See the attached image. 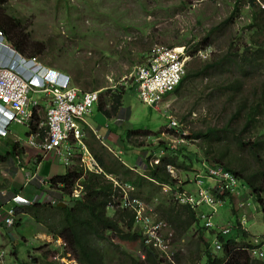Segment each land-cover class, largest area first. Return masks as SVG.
<instances>
[{"label": "clouds", "instance_id": "obj_1", "mask_svg": "<svg viewBox=\"0 0 264 264\" xmlns=\"http://www.w3.org/2000/svg\"><path fill=\"white\" fill-rule=\"evenodd\" d=\"M254 1L258 7L263 10L264 14V2L261 0ZM150 2L154 3L157 7L161 4L159 0H146L141 3L144 12H146L149 8ZM118 8L120 11H113V14L123 12L126 9L124 3H120ZM251 15L252 12L248 0H237L235 7L231 9L230 15L227 18L222 21L214 22L201 37L190 39L188 44H185L186 42H184V39L188 36L189 32L184 29L180 30V38L169 45H162L160 43L152 44V46H150L145 53L140 55L139 61L132 67L130 76L131 79L127 77L121 78L120 80L117 79L115 84L111 85L112 90L111 88H107V90H110V95L107 98L100 95L102 88L97 89L96 87H92L88 90L81 89L72 81V78L68 73L43 63L38 58V55L42 53L43 49L40 53L35 55L21 53L9 41L3 30L0 29L3 34L2 38L0 37V68H6L12 71L24 82L30 85V89L27 91V103L24 107L27 116L25 115L21 122L13 119V109H11L6 102L0 99V137L4 138L5 141L12 140L15 144L14 146L16 147L12 150L13 157L14 155L18 156V153H21L24 148L35 152L34 157L32 158L35 163L32 164L30 168H27L24 173V182L19 189H5L3 187L6 186H2V182H0V264H8L7 260L9 259V261H11V254L15 256L14 259L17 264L19 259H23L20 256V249L18 246V256L17 253H13L11 250L13 242L8 238L6 229L3 231L1 227L2 224L9 228L14 225V213L16 206L29 205L39 200L57 206H66L68 204L66 200L55 196L56 193L53 194L49 185L53 176L64 174L66 167L70 166L72 163V159L75 158V162H79V165L84 171L90 170L94 172H101V167L94 157V154L98 153L100 149H104L111 158L118 159L129 167L132 166L127 159L122 160L121 156L122 153L124 154V158L127 156V145H120V134L122 133L123 128L125 129L123 125L124 123L129 124L130 128L133 116L129 108L121 107V105H123V94L127 84H132L134 86L137 99L141 103L157 108L161 102H164V108L169 110L166 115L167 121L161 128V130H164H160L161 132L159 133V131H156L157 129H155V134H158L157 136H159L160 139L153 144L163 141L173 147L180 142L177 143V141H173L172 139L164 138L162 135L166 133L168 134L169 131H175L177 133L181 131V136L178 135V138L176 139L184 140L183 135H185L187 138H192V141H194L193 144L196 145L195 140L198 138L199 148L203 149V153L206 155H204L205 157L202 158L201 161L197 159L200 166L199 169L195 168L196 165H193L192 168H184L182 166H178L179 164H166L167 172L172 178H174L175 183L173 185L170 183L157 184L158 197L167 195L170 197V200L177 204H188L193 209L195 216L199 214L196 212V209L200 206L209 207L207 213L218 216L222 212L218 207L221 204L220 196H226L228 194V197H230L234 207L231 208L230 206L225 209L227 222L225 224H220V228L213 233V235L218 236V234H220L223 236L227 233L225 230L220 231V229L226 225L231 227H235L237 225L236 227H239L244 231L247 230L249 234L248 240H251L252 244L255 243V245H258L257 247L250 249L245 247V251L249 256L264 261V251L262 250V246L264 245V195L261 196V199L263 200L262 202L255 199L254 193L251 191L249 192L250 199L245 197L246 201L252 205L254 217L256 215L259 216L258 221L254 220L253 217V219H248L246 222L236 220L232 224L229 221V213L226 210L229 209L234 211L237 210V207L240 208L241 202H238L237 200H239L241 195L244 196L246 193L241 189L242 186L239 187V176H235L223 166L214 167L209 163L213 160L214 156H217L219 148H223L228 151L227 148H224V142L229 141L230 143H234V147L238 150V152L242 151L246 156L251 152L248 151L247 148L253 149V152H255L259 160H249L253 164L257 163V167L255 169L262 172V175L264 173V143L259 141L254 142L259 137L264 138V116H256L252 121H247L244 115L247 108L240 109L241 105L246 102V99L244 100L239 98V101L236 99L241 89L245 87V80L247 78H259L264 76V59L260 65L252 68L250 66V58H242L243 50H245L246 47L249 49L251 48L248 42L249 30L247 27L250 22ZM108 17H110V13L105 18L108 26L106 28L110 31L115 28H119L121 39H127L133 35V30H140L142 27V25L140 23H136L135 19L132 17L127 19V23H122L123 27H120V25L117 27L114 23L116 19L109 22ZM230 18H238L240 21H237V30L233 40L226 45L228 46L227 51L224 54H221V52L210 50V46H213L215 36L222 32ZM257 34V40L259 41L261 38V42L264 38V34L263 32ZM254 36L252 32L249 39ZM242 38L243 41H239ZM119 42L120 41H114L110 43L115 47ZM34 47L36 49L42 48L41 46ZM106 48L109 49L108 47ZM109 50L115 49L110 48ZM115 54L116 52L114 54H112V52L110 54L107 52L103 55L110 57ZM228 72H233V75L225 77L222 76L223 73ZM49 77L53 78L54 81L59 84L65 82V85L68 87L77 88L79 96L83 95L85 92H96L97 98L93 101L89 110L84 113L83 118L81 120H77L80 136L75 138L72 134H68L61 140L60 144L56 148L46 151L42 147V143L45 142L47 137L48 126L46 124V112L50 106V102L48 98L49 96L41 91V88L44 86V83ZM196 79H199L200 81L202 79L206 80V83L203 85V89L208 88V91L205 95L202 93L201 85L195 82ZM197 87H199V89L195 92ZM183 89L186 92L191 90L190 94H195V97L191 102V106L205 105L206 114L203 116L198 115L199 118L197 119L199 121V125L202 124V129L194 131L193 128L196 126L194 125L196 120H193L190 117V109L185 113L179 112L178 114H171L173 109L167 108L171 107L169 96L179 95L180 91ZM31 91L41 93L43 95L42 98L36 97L33 100H29L28 93ZM262 93V91H258L256 96H259ZM44 101L46 103L45 106L42 105ZM253 101L251 99L246 103H252ZM95 105H97L98 109L101 106L102 108L110 111L109 116L104 115L105 122L108 118L115 120L118 127L121 128L118 129V133L111 129L108 122L101 124H95L94 121H92L93 124L87 122L85 117H91ZM112 105L115 106L114 111L112 110ZM233 106H235L234 109L232 108ZM125 110L128 112L126 113ZM41 111L44 112V118L41 117ZM239 111L240 114L236 115ZM228 112H230L229 116ZM126 114H128L127 118L125 116ZM262 114H264V111ZM12 121L23 124L27 127L28 132L26 134V141H21L20 137L16 138L10 136L8 126ZM235 121H239L241 125L236 127ZM230 122L234 125L233 128L229 126ZM91 124H95V128ZM99 128H102L109 133H116L118 136L117 141L119 142L118 147H116L114 142L110 140L109 137L107 138L106 135H102L100 133L98 134ZM132 130L133 132H145L148 138H150V134L154 132L139 129ZM206 130L217 133L218 137L215 139L208 137V133L203 134ZM260 130H262V132H259ZM187 132L190 134H186ZM220 139H224V142L219 143L217 147V141ZM192 147H194V145H192ZM145 148L146 147H143L142 144L137 145V147L128 146V150L132 149L131 152H129V155L132 154V156H135V161H138L139 158L143 156V153L141 152H143ZM10 150L6 152H9ZM6 152L4 154L0 153L5 156V159ZM194 152H196V150H194ZM12 153L9 157H12ZM150 154L153 155L152 158H149ZM150 154L148 155L149 164H158L160 162L159 157L162 153L159 152L155 154L152 152ZM50 161L61 163L64 167V172L62 174L50 173L49 177L47 172H43V169ZM249 168L244 167L240 170V172L243 174L247 170L248 173L253 169L251 166ZM114 182L117 183L116 181ZM30 184H35L39 189L30 187L27 191H24V189L30 186ZM43 184L46 185L45 187H47V189H42ZM124 188L126 190L133 189L127 185H124ZM41 189L43 191H41ZM78 195L79 190L73 189L72 196L76 197ZM236 197L238 199H236ZM48 198L50 199L48 200ZM60 203H63L64 205H59ZM130 203H136V207L133 206L132 208L138 215L142 216V214H144L146 216V225L142 232L145 236L144 242L152 245L159 252V257L163 258V260L169 262L170 264H199L197 262L191 263L185 258L181 261L182 257L177 251L178 248L189 245L193 234L190 237L182 239L177 238V240H175L173 229L165 225L166 221L160 219L162 221L160 222L153 221L151 219L153 216H156L152 205L143 202L140 207V204L133 198L128 200L127 204ZM112 207H114L113 204ZM9 209H12L11 214L9 213ZM7 217L11 219L10 223L6 221L5 218ZM30 223V226L32 227V220H29L28 224ZM257 224L260 226L258 227ZM203 225L207 228L212 226V223L206 222ZM54 238H57L56 242L59 247H62L65 251L71 253V251L67 249L62 238ZM194 239H196V237H194ZM34 241L37 243L36 240ZM39 245L40 244L37 243V246ZM210 246L216 250L219 249L218 240L213 239ZM35 247H32L29 252H26L27 255L24 257L25 260H29L32 255H39V251ZM33 248H35V250ZM182 251L184 253L187 250L185 251L183 248ZM138 252L139 254H136L142 257L143 254L140 250ZM46 255L49 261L59 264L54 257H51V255L49 256L48 252ZM174 255H178L180 257L179 262L175 260ZM27 256H29V258ZM64 257L65 256L61 257L62 263L69 264L70 262L78 264L72 253L66 257V261ZM68 260L69 262H67Z\"/></svg>", "mask_w": 264, "mask_h": 264}, {"label": "trees", "instance_id": "obj_2", "mask_svg": "<svg viewBox=\"0 0 264 264\" xmlns=\"http://www.w3.org/2000/svg\"><path fill=\"white\" fill-rule=\"evenodd\" d=\"M8 1L0 0V29L21 53L27 55L40 53L43 46L38 49L34 47L28 34L24 32L22 20L15 15L6 13ZM261 1L264 2V0ZM248 2L252 12L247 25L248 42L251 48L246 47L243 50L242 58H250V66L255 68L264 59V38L261 42L260 40L252 42V38L249 39V37L252 32L253 36L261 32L264 34V14L254 0H248ZM102 18L101 25L104 26L102 32H106V27H108L106 16L103 15ZM120 27L123 25L120 24ZM83 40L89 45L92 43L86 36ZM100 51L103 54L111 53L107 49H100ZM76 81L79 85L84 83L80 82L78 78ZM252 101V103L244 102L240 107V109L247 108L244 114L247 121H252L256 116H264L262 114L264 93L255 96ZM112 110H115L114 105H112ZM99 111L105 116L110 115V111L101 106ZM239 114L240 111L236 113V115ZM206 133L210 138L218 137L217 133L210 130H206L203 134ZM133 134L137 135L138 132L126 130L125 135L120 134V141H128L126 159L132 164L130 166L132 168L118 159L111 158L104 149H100L98 153L94 154V157L101 167V172L84 171L74 158L70 166L66 167L64 174L51 178L49 187L53 194L56 193L55 196L66 200V202L72 201V206H57L40 200L29 205L16 206L14 225L10 228L4 224L1 226L3 231L6 229L8 238L13 242H11L13 253H17L16 245L18 246L21 240L25 239L24 233H22L23 227L28 225L29 220H32L33 225L40 223L45 226L46 224L49 234L62 238L78 264H170L159 257V252L152 245L144 242L145 236L142 232L146 225V216L144 214L140 216L135 212L132 207H136V203L127 204L128 200L133 198L140 204V207L143 202L152 205L156 216L151 219L160 222H162L160 219L166 221L165 225L173 229L175 240L187 238L193 234L189 245L184 248L188 252V259L191 263L264 264L263 260L253 258L245 251V247L250 249L258 245L252 244V241L248 240L247 230L244 231L236 227L237 225L235 227L226 225L220 231L225 230L227 233L223 236L213 235L220 228V224L227 222L225 209L230 206L234 207L228 194L220 196L221 204L218 207L222 212L218 216L208 214L209 207L207 206L198 207L196 212L199 214L195 216L193 209L188 204H177L167 195L158 197L157 184L170 183L173 185L175 183L174 178L167 172L166 164H179L178 166L184 168H192L195 163L199 164L192 146L190 148L187 143L180 142L171 147L163 141L158 142L149 145L150 149L145 153L142 152L143 156L135 161V156L130 157L129 155L132 149L128 150V146L137 147L136 142L134 143L131 138ZM256 141L264 143V138L259 137L254 142ZM247 150L251 152L246 156L242 151L232 153L219 148L217 156H214L209 163L214 167L223 166L235 176H239L241 189L253 192L255 199L262 202L264 173L262 175V172L255 169L257 163L253 164L249 160H259L253 149L247 148ZM152 152L162 153L158 164H149L148 155ZM10 154L11 152H6V157ZM4 160L5 156L0 154V161ZM250 166L253 168L250 172L247 173V170L243 174L240 172L242 168ZM124 185L133 189L126 190ZM73 189L79 190L78 196H72ZM206 222H211L212 226L205 228L203 224ZM114 239L125 241V243L138 241L139 250L143 256L124 249L118 243L113 242ZM213 239H217L219 242L217 250L210 246ZM35 245L37 246V243ZM44 247L43 245L35 247L39 251V255H32L33 258L30 257L29 260L19 259L18 264H58L48 260ZM35 248L33 249L35 250ZM174 258L177 262L180 261L178 255H174Z\"/></svg>", "mask_w": 264, "mask_h": 264}, {"label": "rangeland", "instance_id": "obj_3", "mask_svg": "<svg viewBox=\"0 0 264 264\" xmlns=\"http://www.w3.org/2000/svg\"><path fill=\"white\" fill-rule=\"evenodd\" d=\"M144 1L146 0H9L6 13L8 12L7 14L9 15H15L22 20L24 32L28 34L34 46H43L42 53L38 55V58L43 63L68 73L72 81L81 89L88 90L92 87H96L97 89L102 88L100 95L107 98L110 95V90H107V88H111L112 90L111 85H114L117 79L120 80L125 77L130 78L132 67L139 61L140 55L145 53L152 44L160 43L162 45H169L180 38V30L182 29L189 32L188 36L184 39V42H186L185 44H188L190 39L201 37L214 22L222 21L227 18L230 15L231 9L235 7L237 3V0H159L161 3L159 7L150 2L149 8L144 12L141 6V3ZM119 2L124 3L126 9L123 12L113 14V11H120L118 8V5H120ZM109 13V22L116 19L114 23L117 27L123 22L127 23V19L130 17L134 18L135 22L140 23L142 27L140 30H133V35L127 39H121L119 28H115L112 31L106 28V32H102V28L104 27L101 25L103 23L102 16H107ZM237 21L240 20H238V18H230L227 21L222 32L215 36L213 46H210V50L221 52V54L227 51L228 46L226 45L233 40L236 34ZM85 36L92 42L91 45L83 40ZM257 38L258 34L252 37V42H256ZM114 41L120 42L114 47L110 43ZM239 41H243V38ZM99 43H101V46H99ZM106 47L115 50H109ZM100 49H107L111 51L112 54L115 52L116 54L106 57L101 53ZM232 75L233 72L222 74L223 77ZM76 78L84 83L79 85ZM195 82L201 85L202 93L205 95L208 91V88L203 89L206 80L202 79L200 81L196 79ZM198 89L199 87L195 89V92L198 91ZM258 91L264 93V76L259 78H247L245 80V87L241 89L236 99L242 98L244 100L246 99V102H249L251 99L255 98ZM190 93L191 90L186 92L183 89L180 91L179 95H170L169 101L171 107L167 108L173 109L171 114H178L179 112L185 113L190 109V117L196 120L194 123L196 126L193 129L197 131L198 129H202V124L199 125V121L197 120L199 118L198 115H205L206 108L205 105L191 106L195 94ZM42 96L41 93L33 91L28 93L29 100H33L36 97L42 98ZM122 102L123 105H121V107L129 108L133 115L131 127L129 128V124L124 123L123 127H125V129L129 131L132 129L154 131L150 134V138L147 137L145 132H138L137 135L133 134L131 136L134 143L136 142V145L142 144L143 147L147 148L143 151L145 153L150 149L148 147L149 145H152L160 139L159 136H157L158 134H155V129H157L156 131H159V133L164 130H161V128L167 121L166 115L169 110L164 108V102H161L157 108L141 103L137 99L135 88L132 84H127ZM234 107L235 106L232 108L234 109ZM126 110L125 112L127 113L128 111ZM92 112L99 113L104 119L103 123L105 122V117L99 111L97 105L94 106ZM40 113L41 117L44 118V112L41 111ZM229 115L230 112H228V116ZM125 116L127 118L128 114ZM85 118L88 123L93 124L92 121L94 120L92 117ZM235 122L236 127L241 125L239 121ZM121 123L123 124L122 121ZM15 126L17 127L16 131L21 141H26L27 127L12 121L8 126L11 135L14 134ZM229 126L231 128L234 127L231 122ZM125 129L123 128L121 134L125 135ZM181 134V131L179 133L169 131L168 134L166 133L162 135V137L172 139L173 141H177V143L185 142L190 148L194 145L193 149L196 150V158L201 161L206 155L203 153V149L199 148V139L197 138V140H195L196 145L193 144L194 141H192V138H187L185 135H183L184 140L176 139L178 138L177 136H181ZM186 134L190 133L187 132ZM222 142H224V139L217 141V147L219 143ZM121 144L127 145L128 141H121L120 145ZM7 146L10 147L7 142L4 145V138L0 137V152L5 153L7 151L5 150ZM224 148H227L229 152L238 153V150L234 147V143H230L229 141L224 142ZM121 156L122 160H126L123 153ZM130 157H132V154H130ZM152 157L153 155L150 154L149 158ZM195 165V168H200L199 164L197 165L195 163ZM57 166H59L60 171L64 169L61 163H58ZM45 186L46 185L43 184L42 189H47ZM30 187L39 189L35 184H30L24 191H27ZM239 187H241V185H239ZM42 189L41 191H43ZM245 193L244 196L241 195L239 200H237L241 202L240 208L237 207V210L234 211L229 209L226 210L229 213V221L232 224L236 220L246 222L248 219L250 220L254 217L252 205L248 203L245 198L247 197L250 199L249 191H245ZM50 198H48V200ZM236 199L238 198L236 197ZM67 205L72 206V201H69ZM254 220L258 221L259 216L256 215ZM257 226L259 227L260 225L257 224ZM22 231L25 239L21 240L18 247L20 249V256L23 259H25L24 257L27 255L26 252H29L32 247L36 246L34 240L40 245L45 246L44 250L49 253V256L51 255V257H54L59 264H64L61 262L62 256H65L64 258L66 261V257L71 254L62 247H59L56 242L57 238L49 234L46 224L43 226L40 223H36V225L32 227L26 225L23 227ZM12 233H14V231H12ZM114 240L113 242L118 243L124 249L139 254L138 241L125 243V241L118 239ZM183 248L185 247L177 249L182 257L181 261L183 258L188 259V252L185 250L186 252L183 253ZM262 250L264 251V245L262 246ZM14 257L15 256L11 254V261H9V259L7 260L8 264H17ZM27 257L29 258V256ZM67 262H69V260ZM69 264L73 263L69 262Z\"/></svg>", "mask_w": 264, "mask_h": 264}, {"label": "built area", "instance_id": "obj_4", "mask_svg": "<svg viewBox=\"0 0 264 264\" xmlns=\"http://www.w3.org/2000/svg\"><path fill=\"white\" fill-rule=\"evenodd\" d=\"M2 35L0 31L1 38ZM29 89L30 85L18 75L6 68H0V99L13 109V119L18 122H21L26 115L24 107ZM41 91L49 96L50 102L46 112L47 137L42 147L50 151L56 148L68 134H72L75 138L80 136L77 120L83 118L97 95L96 92H85L79 96L77 88L68 87L65 82L59 84L50 77L47 78ZM9 213H12V209H9ZM5 219L8 223L11 222L10 218Z\"/></svg>", "mask_w": 264, "mask_h": 264}, {"label": "crops", "instance_id": "obj_5", "mask_svg": "<svg viewBox=\"0 0 264 264\" xmlns=\"http://www.w3.org/2000/svg\"><path fill=\"white\" fill-rule=\"evenodd\" d=\"M42 105H46L45 101L43 102ZM92 119L94 120L95 124H101L103 123L104 119L103 117H101L99 115V113H93L91 115ZM106 122L109 123V126L111 127L112 130H115L116 133H118V129H120L118 127V124L115 120H112L111 118H108L106 120ZM95 124L92 125L95 128ZM16 126H15V130H14V134H10V136L12 137H16L19 138V134L16 131ZM27 129V128H26ZM28 132V129L26 130V134ZM102 134V135H106L107 138L109 137L110 140H112L114 142V144L116 145V147H118L119 142L117 141V134L116 133H109L106 132L105 130H103L102 128L98 129V134ZM10 145V147H6L5 150H10L9 152L12 153V150L15 144L13 143L12 140H8L5 141L4 140V145L6 144ZM10 148V149H9ZM1 154H4L2 152H0ZM35 152L33 150H28L26 148H24V150H22L21 153H18V156L14 155L13 157V153H12V157L7 156L6 159L2 162H0V182L2 181V186H6L3 187L5 189H19L22 185V183L24 182V173L26 172L27 168H30L32 166V164L35 163V161L32 159L34 157ZM58 163L57 162H53L50 161L49 163H47V165L44 166L43 172H47L48 176L50 175V173H54V174H62L64 172V169L62 171L59 170V166H57ZM50 177V176H49ZM30 224H28V226H30Z\"/></svg>", "mask_w": 264, "mask_h": 264}, {"label": "water", "instance_id": "obj_6", "mask_svg": "<svg viewBox=\"0 0 264 264\" xmlns=\"http://www.w3.org/2000/svg\"><path fill=\"white\" fill-rule=\"evenodd\" d=\"M59 205H64L63 203H60Z\"/></svg>", "mask_w": 264, "mask_h": 264}]
</instances>
